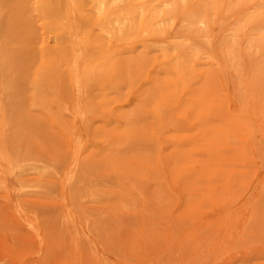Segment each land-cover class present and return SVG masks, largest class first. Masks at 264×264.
<instances>
[{
	"label": "rangeland",
	"instance_id": "obj_1",
	"mask_svg": "<svg viewBox=\"0 0 264 264\" xmlns=\"http://www.w3.org/2000/svg\"><path fill=\"white\" fill-rule=\"evenodd\" d=\"M5 1L7 105L41 163L0 170V263L264 264V0L112 5L135 13L133 31L81 65L95 72L84 119L63 109L79 104L72 57L42 0ZM79 1L81 33L97 37L108 21Z\"/></svg>",
	"mask_w": 264,
	"mask_h": 264
},
{
	"label": "bare ground",
	"instance_id": "obj_2",
	"mask_svg": "<svg viewBox=\"0 0 264 264\" xmlns=\"http://www.w3.org/2000/svg\"><path fill=\"white\" fill-rule=\"evenodd\" d=\"M75 1L77 0H69V1L42 0L40 4L42 6L45 5L48 19L52 23V28L56 33V37L59 39H64L67 43H69V47H70L68 53L72 57V61H71L72 63L67 66V71L70 74L69 84L73 85V87L75 88L76 98L78 99L79 104L76 108L72 110L69 109L68 105L66 104L67 106L65 105L63 109L70 110L73 115H78L82 119H84L88 110L82 105V101L86 98L89 103L93 101L89 99L88 95L90 91V81H92V77L95 72H91L90 70L84 72L83 70H81V65L83 64V62L88 64L87 62L93 61V57L95 55V51L97 47L99 46L101 41H104L107 37H112L114 35H118L121 37L129 36L130 35L129 33L133 31L131 26L135 21L136 15L130 10H122L125 12H121L119 15H114V12L112 10V5H116L118 8L119 4L124 0H83L82 5H81V1H79L78 5L80 7L85 8L86 11L90 13L91 16H93L94 13L97 14L98 21L100 20L104 22L108 21L109 25L103 26L102 32H100V34L97 35V37H94L89 33L86 34L81 33V29L83 27L80 26L79 21L76 19L75 9L71 6V3ZM177 1L178 0H163V2L165 3H172V4H177L178 3ZM9 2L7 3L9 4ZM15 6H17V4ZM20 7H18V10ZM40 13L42 15V12ZM3 15L4 14L2 10L0 9V22L2 18L4 19ZM130 22H131V26L129 27ZM14 53H15L14 49L8 45L7 40L3 38L0 33V61H2V65H3V73L0 79V170L3 169L2 167H6L8 170L15 173L18 170H24L26 168H34L36 167V165L41 163V160L35 158L28 150L23 149L27 134L24 131L22 121L16 117L15 112L12 111L10 107L7 105V102L8 100L11 99V94H12L11 93L12 78L10 77L9 73L12 67ZM102 71L106 72L107 69H103ZM102 71H100L98 74L102 75L103 73ZM150 105L151 104H149V106ZM87 120L89 121L88 118ZM121 133L123 138L124 137L126 139L132 138L131 135L133 133L130 130H124ZM73 138H74V151L71 157V161L68 164V166L70 165V167L67 169V173H66V178L69 181L75 179L79 175H82V173L80 174V171L83 166L81 155H82V150L84 148V140L81 138H77L76 136H74ZM25 147H27V145H25ZM90 161L94 162V160L91 159ZM42 169L44 170V168ZM30 187H35V186L29 185L26 186L25 188H30ZM33 229L36 232L38 231L36 226H34ZM0 264H7V263H0Z\"/></svg>",
	"mask_w": 264,
	"mask_h": 264
}]
</instances>
